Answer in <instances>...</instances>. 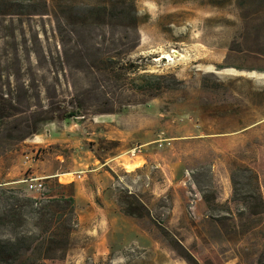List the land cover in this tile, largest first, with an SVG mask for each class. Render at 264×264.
Segmentation results:
<instances>
[{"label": "rangeland", "instance_id": "374dc122", "mask_svg": "<svg viewBox=\"0 0 264 264\" xmlns=\"http://www.w3.org/2000/svg\"><path fill=\"white\" fill-rule=\"evenodd\" d=\"M121 1L0 0V216L12 196L81 185L92 211L126 195L148 210L120 208L122 230L93 236L82 264H263L264 211L242 196L264 198V0ZM58 131L79 142L52 143ZM147 137L150 160L131 157ZM98 159L113 180L101 191ZM52 170L71 174L44 192L20 181ZM75 209L67 254L88 242ZM0 239L17 242L11 227Z\"/></svg>", "mask_w": 264, "mask_h": 264}, {"label": "trees", "instance_id": "16d2710c", "mask_svg": "<svg viewBox=\"0 0 264 264\" xmlns=\"http://www.w3.org/2000/svg\"><path fill=\"white\" fill-rule=\"evenodd\" d=\"M112 174L115 176L114 172ZM12 198H15L13 206L0 216V226L11 227L17 242L0 239V264H15L19 259L24 264H49L47 261L65 259L71 233L79 225L74 196L15 195ZM242 198L248 206L256 205L264 211V198L258 188ZM118 204L127 216H143L148 211L138 198L129 195L120 197ZM29 251L32 256L28 255Z\"/></svg>", "mask_w": 264, "mask_h": 264}, {"label": "crops", "instance_id": "0c3cea01", "mask_svg": "<svg viewBox=\"0 0 264 264\" xmlns=\"http://www.w3.org/2000/svg\"><path fill=\"white\" fill-rule=\"evenodd\" d=\"M111 115L116 116V114ZM115 120L116 119L114 117H106L104 119H101V123H99L98 126H103V132L100 133L102 134V136H105L106 138L114 137L112 135V132L109 130V126H115ZM68 134L69 135H66L64 132L58 131V135L52 136L53 139L51 140V142H65L66 146L73 148L79 142L78 133ZM150 137H147V139L149 138V141L146 140L145 143L138 145H149L154 143L155 141L150 140ZM120 140H124V138L120 137ZM140 157H142V159L146 162L150 160L142 155H140ZM98 161L101 162L100 165L98 167L93 168V170L96 172V175H98L99 182L100 178L104 179V185H100V187H98V191H101V186H103V188L105 187L106 189L108 187H111L113 185V180L112 176L108 174V171L105 169L108 162H103L100 159H98ZM54 166L59 165L57 163ZM156 167L163 170L164 161L160 160L156 164ZM32 173L34 175L46 176L47 178L56 177L58 174H60L56 170H52L47 174L38 173L36 171H32ZM85 192H87V189L83 188L81 185H77L74 196L76 200V208L80 216L81 234H83V237H86L88 239V242H81L80 244L75 245L71 250H69L70 252H68L67 254L68 257H66L69 258L68 264H82L87 254L92 253V251L95 250L96 247H98L97 239L93 236H97V238H100L101 236L104 235L105 237L106 235V237L110 239L113 236L114 232H119L122 230L120 226L122 214L120 213V208L118 207V205L115 202H112V204L109 205L106 203L105 206H100L99 211L97 210V208L95 211H92L91 209L95 204V201H93L92 197H82ZM85 207H89V209H85ZM104 249H108V247H105Z\"/></svg>", "mask_w": 264, "mask_h": 264}, {"label": "built area", "instance_id": "2783aa9c", "mask_svg": "<svg viewBox=\"0 0 264 264\" xmlns=\"http://www.w3.org/2000/svg\"><path fill=\"white\" fill-rule=\"evenodd\" d=\"M167 140L168 139L163 137L161 133L159 135V138L156 140V142L159 143V146H163V142ZM143 146L144 145H137L134 148L130 149L128 153H130L131 157H140V155H142L141 153L143 152ZM37 155H38V151L34 152V155L31 157L27 155L26 158L32 161L37 158ZM68 174H71V173L68 172V173L58 175L60 182L62 183L66 182V181H63L61 177L63 175H68ZM78 177L81 178V175L79 174ZM46 178H47L46 176L34 175L33 173H31L30 175H27L24 178H22L20 181L25 183L26 188L30 191L44 192L46 190V184L44 181ZM72 180H75V178L72 177Z\"/></svg>", "mask_w": 264, "mask_h": 264}, {"label": "bare ground", "instance_id": "6f19581e", "mask_svg": "<svg viewBox=\"0 0 264 264\" xmlns=\"http://www.w3.org/2000/svg\"><path fill=\"white\" fill-rule=\"evenodd\" d=\"M174 51H176V50H174ZM161 57H163V58H170V55L168 54V53H166V54H162L161 55ZM158 59V58H157ZM131 169V168H130Z\"/></svg>", "mask_w": 264, "mask_h": 264}]
</instances>
